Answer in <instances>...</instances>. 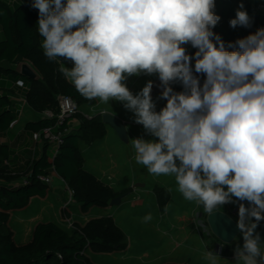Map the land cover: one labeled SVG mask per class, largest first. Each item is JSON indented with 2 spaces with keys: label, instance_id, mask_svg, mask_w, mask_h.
<instances>
[{
  "label": "clouds",
  "instance_id": "clouds-1",
  "mask_svg": "<svg viewBox=\"0 0 264 264\" xmlns=\"http://www.w3.org/2000/svg\"><path fill=\"white\" fill-rule=\"evenodd\" d=\"M32 7L44 55L79 94L122 102L155 137L130 140L135 162L149 174L174 176L184 199L208 214L235 197L243 245L231 264H264L256 232L264 220V28L226 47L213 31L215 0H33ZM243 7L231 27L249 26ZM141 73L159 76L166 100L159 111L151 80L135 95L125 83ZM177 81L183 91L173 90ZM203 259L223 258L206 249Z\"/></svg>",
  "mask_w": 264,
  "mask_h": 264
},
{
  "label": "trees",
  "instance_id": "trees-1",
  "mask_svg": "<svg viewBox=\"0 0 264 264\" xmlns=\"http://www.w3.org/2000/svg\"><path fill=\"white\" fill-rule=\"evenodd\" d=\"M32 3L33 0L30 4L25 0H0V27L3 33V39L0 40V136L8 133L18 120L16 100L13 97L15 86H20L18 81H22L23 86L27 87L25 99L28 105L40 113L48 110L57 112V97L61 94L73 97L81 107L97 104V99L89 100L81 96L59 71L60 64L49 61L44 55L37 25L39 10L32 7ZM241 3L250 17V24L248 27L238 25L233 28L230 20L235 18ZM259 5L264 6V0H215L213 12L220 20L213 31L220 36L226 47L229 43L234 44L236 40L264 28V12L257 9ZM185 48L190 55H194L196 49L191 44H187ZM24 62L37 72V78H28L20 73L18 67ZM202 78L204 79L203 76L200 77ZM173 90L183 91L182 84L177 81ZM76 116L81 119V123L76 132L65 135L58 154L52 157L46 142L42 155L31 158L22 173L11 168V159L15 156L11 145L0 144V182L11 184L24 178L27 180L24 185H0V264H94L86 254L87 250L113 253L127 249V235L113 216L93 218L84 225L74 222L75 229L72 232L55 221L39 222L34 228L32 239L25 244L15 241L9 227L13 211L26 208L35 197L45 198L48 195L50 186L39 179L43 174L55 172L61 177L73 190V199L80 205L83 213H88L94 206H108L112 199L132 190L127 188L117 192L85 169L81 143L90 144L104 138L107 127L102 121V114L88 117L78 113ZM55 121V118L29 121L25 129L33 133L41 132L55 124ZM153 190L159 207L163 209L171 199L169 190L163 186H155ZM233 201L222 205L225 207L222 210L235 219L238 218V206L241 202L235 197ZM243 203L248 206L247 201ZM234 209L236 212L231 213ZM201 212L205 217L208 214L202 205ZM256 232L264 241V220L259 222ZM237 245H243L241 232L232 244L223 247L222 254L234 256Z\"/></svg>",
  "mask_w": 264,
  "mask_h": 264
},
{
  "label": "crops",
  "instance_id": "crops-1",
  "mask_svg": "<svg viewBox=\"0 0 264 264\" xmlns=\"http://www.w3.org/2000/svg\"><path fill=\"white\" fill-rule=\"evenodd\" d=\"M2 39H3V33H2V30L0 27V40H2ZM42 40H43V37H42ZM60 59L65 64L66 67H69V68L73 67L72 62L66 61L63 58H60ZM5 66H7V65H5ZM13 67L16 68V66H13ZM18 68L20 70L21 66ZM149 80H151L153 82V88H152V92H151V95L153 98L155 92L160 94V92H158L154 88V85L156 83L160 82L158 74L148 75V74L141 73L140 75H132L126 79L125 83H126L127 87L129 88V90L135 95L145 86V84ZM15 90L16 91H15L13 97L16 100V106L15 107H16V110L18 112V116H19V114H21L20 115L21 120H23L24 115H25L23 111H26L27 113H29L31 118H34L33 120H29V121H37V120H40L42 118H47L46 117L47 111L42 112V113L37 112V111L33 110L28 105V103L26 102V99H25L26 91H27L26 86H23V87L15 86ZM96 99H97L96 105H94V106H82L81 111H82V109H87V110L92 109L95 111L93 115L102 114L104 112H109V113L113 114L114 116L118 117L126 125L127 134H128V142L122 141L120 139V137L118 136L117 132L114 130V128L111 127L110 125L106 124L107 134L104 138L99 139V140H97L93 143H90V144L85 143V142L81 143L82 152L84 151L85 146H87L88 150L96 149V154L94 155V157L92 158L91 161H87L85 153L83 152L84 159H85L84 167L86 170L95 174L100 180H102L106 184L110 185L117 192L118 191L120 192V191L125 190L127 188H132V190L130 192L123 195V198H122V201H123L124 197L130 193H133L135 191L136 187H141V188L149 187L147 184V179H148V175L146 173L147 168L145 166L137 164L135 162V160H134L135 152H134V149L129 142L131 139L137 138V137H143L146 140H151L152 136L149 135L148 133H146L145 129L143 128V126L141 124H138L135 122L134 113L132 111L126 109L123 106L122 102H119L116 100H110L108 103H102L99 101L98 98H96ZM165 101L166 100L163 99L162 103L159 106V110L163 106H165ZM19 104H21L22 106L20 107ZM38 114L41 116L36 117ZM93 115H86V116L91 117ZM21 120L19 118L16 121V123L13 124L11 130L8 133L2 134L0 136V144L9 143L11 145L14 153H15V156L12 157V159H11V168L15 171L20 172V173H22L23 170L26 169V165L31 158H39L42 155L44 148L46 146L45 139H43V138L35 139L33 132L26 131L25 125L29 121H23L22 126H19ZM80 123H81V119L78 116H73L72 118H70L68 121V124H67V129H68L67 133L76 132ZM48 152L51 153L50 148H48ZM20 181L15 182V183H19ZM139 182L144 183V184L140 185ZM15 183L9 184L5 181H2V182H0V185L13 186V184H15ZM49 186H50V190H49L48 195L45 198H39V197L33 198L30 205L24 209L30 208L32 205V202L35 200H39L41 202L43 200L53 198L55 201L50 200L51 203L49 204V207L55 208L56 205H58V207H60V208H62V206L64 208H67L69 206H75V208H77L76 215L78 217L76 222L81 224V225H84L90 219L104 217L103 214L104 213L107 214L106 211H108L105 209H107L108 207L111 206L109 204L108 206L102 207V209H104L105 211H102L101 214L100 213H98V214L94 213L95 214L94 215L92 213L94 211L93 209H95L97 206H94L93 208H91V210L88 213H83L80 209V205L78 203H76L73 198L72 199L70 198L69 189L67 188L66 183L64 182V180L61 177H59L58 175H54L52 183ZM156 186H159V185H156ZM154 187L150 186L151 193H153L155 195L154 199L156 201V207L158 209V214L156 211H154V213H153L154 219L156 220L154 222V224H155L154 225V231H155L154 234L157 235L154 238L155 242L153 241L154 247H152V250L146 249V248L141 249V250L135 249L134 248V239H132L128 242V247L124 251H115L113 253H101V254L110 255V257L113 258L112 264H120V262H118L119 258H121V259L123 258L125 260L126 259H129V260L133 259L134 260L135 259V261H137V264L172 263V262H168L166 260L169 259L170 257H173L175 255V252L178 251L179 249H181V248L186 249L185 248V246H186L185 242L182 240L173 238L172 235L174 233L172 234V232H176L177 234H183L185 232L186 227H187L186 224L178 226L175 222H177V223L184 222L185 223L188 220L190 221V223L187 225L193 230L192 216L190 217L183 212H179V213L169 212L170 211V205H171V202L173 200V194L170 191V189L168 188L169 185H168V187H166V186H163V187H166L169 190V192L171 194V199H170L169 203L166 205L167 211H165L166 206L163 209H161L159 207V204L157 201V196L153 190ZM142 199H145V198H142ZM122 201H121V203H122ZM44 211L45 210L42 207L40 212H38L37 214H33V215L31 214L30 217H28L24 220L25 226H26L25 231L26 230L27 231L25 233V237L22 240H20L19 242H17L18 244H25L32 239L33 231H34L33 228H35V226L40 222V221L36 222V220H42L43 216H41V215L43 214ZM64 214L67 217L73 216V215H70L71 213L69 214L65 210H64ZM109 214H110V212H109ZM201 214H202V212H201ZM143 215H146V214H143ZM105 216H113V215H105ZM80 217H83V218H80ZM157 218H158V220L161 219V221L159 220L160 221L159 222L157 220ZM114 219H115V217H114ZM170 220H171V223H170ZM30 221L36 222L33 227L28 226V223ZM115 221H116V219H115ZM176 225H177V227H176ZM169 226H171L172 228L171 227L169 228ZM174 227H176V228L173 229ZM125 234L127 235V237H129V234H127V232H125ZM170 234H171V237L170 238L167 237ZM148 245H149V243H147V246ZM215 245H216V243H212L210 245L209 249L215 248L214 247ZM219 247L220 246L217 247L218 250L220 249ZM223 247H221V248L223 249ZM87 252H88V250H87ZM87 252H86V254H87ZM118 252L121 254L119 255ZM226 257H231V256H226Z\"/></svg>",
  "mask_w": 264,
  "mask_h": 264
},
{
  "label": "rangeland",
  "instance_id": "rangeland-1",
  "mask_svg": "<svg viewBox=\"0 0 264 264\" xmlns=\"http://www.w3.org/2000/svg\"><path fill=\"white\" fill-rule=\"evenodd\" d=\"M27 4H30L32 0H26ZM154 88L156 90V84L154 85ZM153 101L156 103V111H159V106L162 103L163 99H160V94L156 93L153 96ZM20 107L22 106L19 104ZM24 112V118L21 120V114H19L18 119L20 118V124L19 126H22L23 121H29L33 120L34 118H31L29 113L26 111ZM85 115H93L94 110H87L82 109L81 111ZM41 115H37L36 117H39ZM155 139V137H151V140ZM85 156L87 158V161H91L94 155L96 154V149L88 150L87 146H85L84 151ZM146 173L148 175L147 184L149 187H136L135 191L133 193H130L126 195L122 201V203L117 205H111L105 210L107 214L105 215H113L115 217L118 225L125 231L127 234H129V237H127L128 242L132 239H134V248L135 249H151L154 247V238L157 236L154 234V222L156 221L154 219L153 213L154 211L158 214V209L156 207V201H155V195L151 193L150 186H166L173 194V200L170 205V211L173 213H179L183 212L187 214L188 216H192V226L193 230L187 225L190 223L188 220L187 222H175L178 226L186 224V229L183 234H177L176 232H172L173 238L182 240L185 242V248H181L178 251L175 252V255L173 257H170L166 261L172 262V263H190V264H207V261L203 259V252L208 250H213L220 254V256L223 258L220 261V264H231V262L234 261L233 257H226L221 252V247L224 246V244L217 238L211 231L209 225L206 223V217L201 214V205H197L194 202H189L184 199L182 194L178 191V185L175 181L174 176L171 175H160L155 176L152 174H149L147 169ZM140 185H143L144 183L139 182ZM150 195V196H149ZM145 198V199H142ZM50 200L55 201L52 199H46L43 201L35 200L32 202V205L28 209H22L18 211H13L11 213V219L9 221V227L13 232L14 238L16 242H19L25 237V222L24 220L31 216V214H37L40 212L41 208H44V212L41 216L42 220H36V222H45V221H55L59 225H61L63 228L69 230L72 232L74 228V222L78 219L76 213L77 208L75 206H69L67 208L56 207L52 208L49 207V204L51 203ZM47 203V204H46ZM60 208V209H59ZM220 210L225 209L224 206H220ZM64 210L68 212L70 215H73L71 217H67L64 214ZM94 213H100L102 211H105L102 209V207L97 206L95 209H93ZM223 211V210H222ZM110 212V214H109ZM236 209L232 210L231 213H235ZM151 213L152 219L151 221L145 223L143 222V217L145 215L143 214H149ZM95 215V214H94ZM159 216V215H158ZM83 218V217H80ZM159 218V217H158ZM157 218V220H158ZM238 220V218H235ZM80 220V219H79ZM78 220V221H79ZM161 221V219H159ZM158 220V221H159ZM159 221V222H160ZM175 221V220H174ZM35 221H30L28 223L29 227H33L36 223ZM171 223V220H170ZM176 225V227H177ZM159 226V225H158ZM161 226V225H160ZM164 227V226H163ZM171 226H169L170 228ZM174 227L173 229H175ZM172 228V227H171ZM34 229V228H33ZM175 231V230H174ZM160 237V236H159ZM167 237H171V234ZM154 241V242H153ZM147 243L149 245L147 246ZM212 243H216L214 246L215 248L209 249L210 245ZM220 246V249L218 250L217 247ZM120 255L121 253L118 252ZM87 255L90 257L91 261L94 264H112L113 258L110 257L108 254H101V253H94L90 250H88ZM120 264H137V261L135 259H121L119 258Z\"/></svg>",
  "mask_w": 264,
  "mask_h": 264
},
{
  "label": "built area",
  "instance_id": "built-area-1",
  "mask_svg": "<svg viewBox=\"0 0 264 264\" xmlns=\"http://www.w3.org/2000/svg\"><path fill=\"white\" fill-rule=\"evenodd\" d=\"M257 9L260 10L261 12H264V6L259 5L257 6ZM184 47H186V45H184ZM175 83L176 82H173L171 84L172 88L174 87ZM202 83H203V78L201 79V84ZM20 86H23V83ZM156 90L160 93L162 92L163 86L161 85L160 82L156 83ZM57 100H58L57 112L47 111L46 114L47 118H55L56 120L55 124L44 128L41 132L33 133L35 139L43 138L49 144L52 157H55L58 154L61 145L64 143L65 135L68 132L67 126L65 127V124L68 123L70 118L76 116L78 113H81V106L73 97L69 95L61 94L57 97ZM54 175L57 174L55 172L48 175L43 174L39 176V179L43 183L50 185L52 183ZM26 183L27 180L24 178L19 183L13 184V186L24 185ZM67 188L69 189L70 198L72 199L74 192L68 186Z\"/></svg>",
  "mask_w": 264,
  "mask_h": 264
},
{
  "label": "water",
  "instance_id": "water-1",
  "mask_svg": "<svg viewBox=\"0 0 264 264\" xmlns=\"http://www.w3.org/2000/svg\"><path fill=\"white\" fill-rule=\"evenodd\" d=\"M20 73L28 78H37L38 76L37 72L26 62L21 65ZM102 121L113 127L122 141L128 142L127 128L121 119L109 112H104L102 113ZM122 198L123 195L112 199L110 205L120 204ZM206 223L209 225L212 233L224 245L232 244L241 232L237 226V220L222 210H216L213 213L207 214Z\"/></svg>",
  "mask_w": 264,
  "mask_h": 264
}]
</instances>
